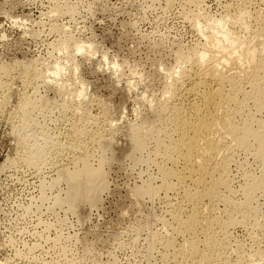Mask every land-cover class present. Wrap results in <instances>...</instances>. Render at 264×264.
<instances>
[{"label":"rangeland","instance_id":"1","mask_svg":"<svg viewBox=\"0 0 264 264\" xmlns=\"http://www.w3.org/2000/svg\"><path fill=\"white\" fill-rule=\"evenodd\" d=\"M195 1L0 0V64L15 66L1 78L5 88H0V167L9 164L0 170V264L172 262V250L163 240L173 231L172 216L185 207L183 183L173 179L174 188L163 187L152 199L138 194L148 183L162 185L158 166L164 158L154 155L150 136L169 134L166 120L171 107L192 97L187 90L193 82L195 57L205 54L200 62H214L220 56L210 37L217 25L209 24L235 13L241 0H204L200 23L207 25L201 27L192 22L193 14L199 13ZM233 32L237 42H245L240 47L244 50L248 30L237 26ZM189 48L195 57L182 58ZM243 59L228 67L214 64L230 74L232 68H246ZM22 61H33L42 78L27 77L17 69ZM5 93L6 104L1 103ZM25 97L37 107L29 116L18 110ZM88 112L97 123L82 114ZM74 118L81 121L79 128L87 130L78 136L86 145L77 142L74 150L66 152L60 143L68 140L66 128ZM99 136L111 142V148L100 151L110 159L111 192L101 195L102 202L81 205L77 211L67 204L55 205V194L65 184L49 190L47 180L57 178L59 166L71 164L75 151L97 154ZM20 137L27 139L26 147L59 146L48 157L49 163L30 167L16 157ZM236 152L237 191L243 175L249 171L261 175V166L252 154ZM42 183L49 191L44 199ZM127 191L137 194L134 200ZM142 197L144 202L138 206L136 201ZM234 198L240 201L239 192ZM250 208L264 223V196ZM251 227L237 225L229 230L233 243L245 245V253L255 246L252 237L259 232ZM228 259L236 260L237 253L230 252Z\"/></svg>","mask_w":264,"mask_h":264},{"label":"bare ground","instance_id":"2","mask_svg":"<svg viewBox=\"0 0 264 264\" xmlns=\"http://www.w3.org/2000/svg\"><path fill=\"white\" fill-rule=\"evenodd\" d=\"M203 2L204 0L195 1L199 13L193 14L192 22L197 27L207 25L200 23ZM256 5L258 9H254ZM237 7L235 13H227L209 24L217 25L218 28L210 37L220 54L214 62L218 61L217 64L228 67L243 56L242 61L246 68H232V73L225 74L214 62H200L205 54L201 59H196L194 49L189 48L190 53L182 58L195 57L193 82L187 90L192 97L189 102H178L171 107L172 114L166 120L171 127L168 135L157 136L156 139L150 136L155 142L152 150L154 155L164 158V164L158 166L162 185L148 183L140 187L143 190L138 194H149L152 199L163 187L174 188L176 183L172 180L179 178L183 183L182 196L185 198V207H180L178 213L172 216V233L163 240L172 250L173 260L166 264H259L264 260V247L261 246L264 242V223L258 219V212L250 208L259 196H264V0H241ZM206 20L208 21L207 18ZM237 26L246 28L249 32L244 50L240 47L241 44L245 45V42H237L233 32V28ZM78 48L81 49L82 45ZM54 67L58 70V63ZM14 68L15 66L0 64V88H5V82L3 83L1 78L9 76ZM16 68L27 77L34 76L37 80L42 78V71L33 61L18 62ZM56 73L54 72V76ZM7 96L5 93L1 103L6 104ZM36 108V105L25 97L18 110L22 115L29 116ZM82 114L88 115L92 123H97V117L92 115V112ZM69 121L70 125L66 128L69 132L68 140L60 143L66 152L74 150L77 142L86 145L84 140L78 137L83 131L87 133L86 128H79L81 121L76 118ZM45 138L48 137H43ZM26 140L25 137L18 139V156H15L30 167L41 164L43 166L46 161L49 163L53 149L59 146V143H53L51 149L46 145L33 143L26 147ZM110 144L108 138L99 136L97 154L88 150L81 154L75 151L72 161L70 160L71 164L68 162L57 168V178H50V182H46V179L43 181L50 186L49 190L52 187L56 190V186L64 182V187L58 186L60 189L58 188L59 192L54 197L55 205L62 207L67 204L70 210L77 211L81 205L103 201L101 195L105 191L111 192L110 159L100 154V151L111 148L108 147ZM136 146L138 147V144ZM239 150L254 156L260 163L261 175H254L251 171L245 173L243 182L238 185L236 191L234 183L237 176L233 166L236 163V151ZM132 153L134 154V151ZM15 159H11L13 164L17 160ZM179 163L180 167L176 168ZM8 165L6 167L4 164V168L0 167V170H5ZM40 167L38 168L41 169ZM47 185H41L44 187L42 199L46 198L47 193L44 192ZM236 192L241 195L240 201L234 198ZM130 194L128 197L131 200L133 196H137L135 192ZM142 201L144 202L143 197L139 198L136 204L139 206ZM134 205L131 204V207ZM221 205L223 208H220ZM129 207H126L127 210ZM248 224L252 225V230L258 228L259 232L252 237L255 246L251 247L249 253H245V245L233 243L229 230L237 225ZM232 247L236 249L233 250ZM229 251L237 253L236 260L228 259ZM87 252L90 253L89 250ZM167 255L165 252L164 260L168 259Z\"/></svg>","mask_w":264,"mask_h":264}]
</instances>
